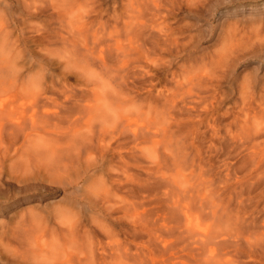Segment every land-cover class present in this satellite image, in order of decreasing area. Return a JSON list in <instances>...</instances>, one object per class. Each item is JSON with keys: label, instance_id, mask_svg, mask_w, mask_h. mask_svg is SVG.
<instances>
[{"label": "rangeland", "instance_id": "obj_1", "mask_svg": "<svg viewBox=\"0 0 264 264\" xmlns=\"http://www.w3.org/2000/svg\"><path fill=\"white\" fill-rule=\"evenodd\" d=\"M216 4L0 0V264H264V0Z\"/></svg>", "mask_w": 264, "mask_h": 264}, {"label": "bare ground", "instance_id": "obj_2", "mask_svg": "<svg viewBox=\"0 0 264 264\" xmlns=\"http://www.w3.org/2000/svg\"><path fill=\"white\" fill-rule=\"evenodd\" d=\"M261 21H262V20H261ZM263 23H264V22H263ZM258 25H259V24H258ZM259 27H260V26H259ZM252 33L255 34V30H254V32H252ZM256 35H258V34H256ZM260 48H261V47H260ZM1 108H2V107H1ZM4 108H5V107H4ZM7 110H9V109H7ZM9 111H10V110H9ZM9 111H8V112H9ZM0 112H2V109H1ZM4 117H5V116H4ZM11 117H12V116H11ZM33 120H34V119H33ZM33 120H32V121H33ZM54 120H55V119H54ZM71 120H72V119H71ZM24 121H25V120H24ZM75 121H76V120H75ZM77 121H78V120H77ZM20 122H21V121H20ZM14 123H15V122H14ZM27 123H28V122H27ZM31 123H33V122H31ZM70 123H71V122H70ZM73 123H74V122H73ZM73 123H72V125H73ZM10 124H11V123H10ZM10 124H9V125H10ZM20 124H21V123H20ZM20 124H18V125L21 126L20 128H21V130H22V127H25V126H22V125H20ZM22 124H23V123H22ZM126 124H127V123H126ZM29 125H30V124H29ZM39 125H40V124H39ZM10 126H11V125H10ZM12 126H13V124H12ZM14 126L18 127V126H17V123H15ZM116 126H117V125H116ZM31 127H33V126H31ZM38 127H39V126H38ZM124 127H125V126H124ZM131 127H132V126H131ZM131 127H130V128H131ZM142 127H143V126H142ZM144 127H145V126H144ZM14 128H15V127H14ZM33 128H34V127H33ZM33 128H32V129H33ZM15 129H16V128H15ZM18 129H19V128H17V130H18ZM17 130H16V131H17ZM125 130H127V129H125ZM23 131H24V130H23ZM103 131L105 132V130H103ZM111 131H112V130H111ZM116 131H118V130H116ZM122 131H123V130H122ZM132 131H133V130H132ZM136 131H137V130H134L133 132H136ZM123 132L125 133V131H123ZM12 133H14V132H12ZM109 133H110V132H109ZM24 134H25V133H24ZM27 134H28V133H27ZM30 134H31V133L29 132V136H30ZM14 135H15V134H14ZM18 135H21V134H18ZM108 136H109V134H108ZM121 136H122V135H121ZM132 136H133V135H132ZM106 137H107V136H106ZM111 137H112V136H111ZM16 138H18V137H16ZM102 138H103V137H102ZM129 138H130V135H129ZM26 139H27V138H26ZM28 139H29V138H28ZM109 139H110V138H109ZM111 140H112V139H111ZM27 142H28V141H27ZM128 142H129V141H128ZM134 142H136V141H134ZM25 145H26V143H25ZM109 145H110V144H109ZM107 146H108V145H107ZM107 146H105V148H106ZM111 146H112V145H111ZM21 147H22V146H21ZM101 147H102V146H101ZM14 148H15V147H14ZM9 149H11V148H9ZM2 150H3V149H2ZM4 150H5V149H4ZM132 150H133V149H132ZM132 150H131V151H132ZM20 156H21V153H20ZM89 156H90V155H89ZM87 158H88V157H87ZM61 160H62V158H61ZM83 161H84V158H83ZM85 163H86V162H85ZM56 164H57V163H56ZM47 171H48V170H47ZM50 172H51V171H50ZM50 172H49V173H50ZM50 175H51V173H50ZM21 177H22V175H21ZM23 179H24V178H23ZM32 181H33V180H32ZM27 184H28V183H27ZM28 185H29V184H28Z\"/></svg>", "mask_w": 264, "mask_h": 264}, {"label": "clouds", "instance_id": "obj_3", "mask_svg": "<svg viewBox=\"0 0 264 264\" xmlns=\"http://www.w3.org/2000/svg\"><path fill=\"white\" fill-rule=\"evenodd\" d=\"M216 0H208V6L209 8H211V6H213L215 4ZM210 18V16H209Z\"/></svg>", "mask_w": 264, "mask_h": 264}, {"label": "snow or ice", "instance_id": "obj_4", "mask_svg": "<svg viewBox=\"0 0 264 264\" xmlns=\"http://www.w3.org/2000/svg\"><path fill=\"white\" fill-rule=\"evenodd\" d=\"M220 3H223V0H220ZM214 6H219V5L216 4V2H215V4H214L213 6H211V8L214 7ZM209 14H210V13H209ZM261 59L264 60V56H262ZM0 198H2V197H0Z\"/></svg>", "mask_w": 264, "mask_h": 264}]
</instances>
